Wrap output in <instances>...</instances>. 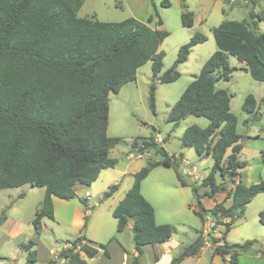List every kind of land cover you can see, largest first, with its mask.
Instances as JSON below:
<instances>
[{"label": "trees", "instance_id": "1", "mask_svg": "<svg viewBox=\"0 0 264 264\" xmlns=\"http://www.w3.org/2000/svg\"><path fill=\"white\" fill-rule=\"evenodd\" d=\"M181 1V23L190 27L192 13ZM82 3L83 0H0V189L22 184L44 188L32 219L36 234L41 232L43 218L53 219L52 196L73 199L77 185L89 186L102 169L117 163L116 158L109 157L110 150L120 142L119 137L107 135L109 93H117L124 84L135 80L137 68L151 61L149 106L154 110L155 80H176L180 76L177 66L186 61L194 45L206 40L203 34H193L178 48L170 68L161 73L164 53L159 45L169 33L150 27L151 15L146 22L134 17L100 21L79 16ZM160 4L169 5L167 0ZM260 22L264 24V8L258 12L249 9L246 18L222 20L212 28L216 50L171 105L166 118L174 125L187 116L208 120L205 127L188 125L180 136L181 147L192 148L198 157H211L208 173L198 185L185 182L177 169L175 174L181 186L191 187L198 203L201 197L218 193L230 198L227 207L217 202L209 209L202 206V212L192 210L202 222L203 214L209 213L223 227L221 236L210 237L209 241L214 253L222 258L228 255L230 264H239L238 257L245 252L264 256V246L257 239L225 241L246 204L259 193L264 200V180L249 185L235 183L245 166L238 159L241 137L236 132L237 119L230 112L231 94L217 88L216 83L231 77L228 55L242 62L241 69L254 80L264 82V27L260 28ZM242 109L248 114L258 113L259 106L252 94L244 97ZM154 137L142 139L139 150L153 148L163 158L147 159L133 173L131 186L112 210L116 233L131 224L136 251L131 264H139L144 245L163 243L176 231L172 224L155 222L154 208L141 193V181L151 169L174 165ZM136 146L137 140L133 139L130 148ZM118 185L108 186L103 197L109 198ZM200 185L204 187L201 191ZM88 218L84 213V225ZM258 219L264 225V207ZM221 239L224 242L219 244ZM203 243L200 232L170 264H179L185 257L195 255ZM65 244L70 246L45 264H55L56 260L90 264L81 253L93 257L98 246L104 256H110L106 245L95 246L84 234L66 240ZM33 245L31 240L20 245L29 263L35 262Z\"/></svg>", "mask_w": 264, "mask_h": 264}, {"label": "rangeland", "instance_id": "2", "mask_svg": "<svg viewBox=\"0 0 264 264\" xmlns=\"http://www.w3.org/2000/svg\"><path fill=\"white\" fill-rule=\"evenodd\" d=\"M160 1L84 0V4L78 11L79 16L95 15L96 19L100 21L111 22L120 21L127 17H134L146 22L148 16L151 15L150 27L166 30L169 33L159 45V50L164 53L161 73L170 68L176 59L178 48L187 43L193 34L200 33L206 37L204 42L194 45L190 49L186 61L177 66L180 76L176 80L169 83H161L155 80L154 110L149 106L152 82L151 61H147L137 68L135 80L124 84L117 93H109L107 135L120 138V142L111 149L109 157L117 158L118 162L114 171L107 169L106 172H110L106 175L107 177L103 179V175H101L92 188L88 190L91 195L88 203L91 207L90 215L86 226L81 230L85 232L88 229L87 235L93 238L95 246L104 244L107 250L110 247L113 257L117 255L115 246L112 245L115 239L114 235H117L116 219L112 216L113 208L130 187L133 181V173L145 165L147 159L161 160L163 158L153 148H149L150 154L147 152L143 157L127 158L128 152L133 150L130 148L133 139L142 142V139H148L149 136L158 134L162 143H157L166 150L174 164L171 167L164 165L154 167L141 181V193L154 207L156 223L174 225L176 231L173 233V240L183 246L189 245L191 237H195L198 232H203L209 241L210 237H214L215 230H223V227L211 220L212 218L207 214H203L204 222H202L200 217L192 211L202 212V206L211 203L212 199H208V196L203 199L206 197L203 196L198 203L191 187L189 185L181 186L175 174L176 169L180 172L184 168L182 161L176 159H181L180 154L195 165L199 172L206 173L209 171L213 162L211 157H198L192 148L181 147L180 142V136L188 125L196 124L199 127H205L208 120L205 117L187 116L177 125H174L168 122L166 118L171 105L175 103L184 88L192 81L193 76L199 73L206 59L216 50L212 28L222 20L240 21L246 18L251 5L246 4L245 0H239L237 4H233L231 0L230 5L232 7L223 0H188L186 10L192 13L193 22L191 27H187L181 23V0H169L168 6H161ZM258 1L254 0L257 3ZM262 8H264V0H261L259 7H256L258 10ZM260 28L262 29L261 25ZM228 64L232 68L230 79L220 80L216 86L231 94L230 112L237 119L236 132L241 137L239 142L242 145L238 159L245 162V167L240 172L241 182L249 185L264 180V82L254 80L248 72L240 68L244 66L242 62H239L232 55H228ZM248 93L254 96L259 106L257 114H248L242 109L244 97ZM121 171H124V174L117 176ZM180 173L183 180L188 184H200L198 181L190 179L189 175L184 176L182 172ZM216 181L219 182L220 177L217 176ZM116 183L119 184L118 190L111 197L104 198L103 191ZM28 185L22 184L18 187L0 189V211L6 207L3 210V215L8 211L12 200L17 199V195L23 192V188L26 190ZM203 188L200 185V191ZM38 192L35 191L23 198V201L18 203L14 212L10 214L12 223L16 222L22 225L23 241L35 233L32 219L37 209L34 208L35 205L40 206V202L37 203L40 197ZM257 195L258 197L253 199L255 201L244 212L243 219L231 228L228 238H226L230 243H240L250 238L260 239L256 235L258 231H264V226L258 219L256 200H263V196L262 194ZM214 200L226 199L217 195V199ZM12 223L9 222V224ZM6 229V225L0 228V241L4 243V246L0 247L3 251L1 253L6 255L5 258L0 256V260H5L3 264H9L7 253H13L12 243L6 241ZM122 234L120 242L128 250V245L133 243V239L126 240L125 236H129L127 231ZM68 235L64 231L57 232V235H53L49 230L43 231L39 236L40 243L36 262L32 263L27 261L26 254L25 256L22 254L24 251L20 247L22 244L20 243L18 246L21 252L18 253L17 264H45L48 259H54V252L51 249H61L64 244L62 239L69 237ZM103 256L102 249L98 246V255L92 258L95 260L96 258H103ZM152 257V249L145 250L140 259L141 264H150ZM123 263L119 260V264ZM55 264L66 263L62 260H56Z\"/></svg>", "mask_w": 264, "mask_h": 264}, {"label": "crops", "instance_id": "3", "mask_svg": "<svg viewBox=\"0 0 264 264\" xmlns=\"http://www.w3.org/2000/svg\"><path fill=\"white\" fill-rule=\"evenodd\" d=\"M119 1H124V0H119ZM167 1L169 3V0H167ZM230 1L231 0L224 1V2L228 3V5L230 7H232L230 5ZM260 1L261 0H259L257 3V2H254V0H245V3L250 4L251 5L250 9H252L254 12H258L261 9L258 10V9H256V7L257 6L259 7ZM187 2H188V0L183 1V3L186 5V7H187ZM238 2H239V0H232L233 4H237ZM118 3L120 4V2H118ZM181 3H182V1H181ZM83 4H84V0H83L82 5ZM82 5H81V7H82ZM83 17H94L96 19L95 15L83 16ZM260 25L263 29L264 24L262 22H260L259 26ZM242 67H240V68H242ZM160 143H162V142H160ZM126 157L129 158L128 155H126ZM172 157H174V156H172ZM180 157H181V159L176 158L177 160H181L182 164L184 165V168H182L180 170V172H182L184 176L189 175L190 179L196 180V181H198V183H200L202 178L208 172H206V173L201 172V171L199 172L197 167L195 165L191 164L182 154H180ZM117 162H118V160H117ZM115 165L111 168L102 169L100 171V173L98 174L97 178L89 186L77 185L75 187V194L76 195L73 199L66 200V199L58 198L56 196H52L53 219L43 218L41 221L42 222V228H41L40 234L34 233L28 239H26V241H23V239H22V235H23L22 225L18 224L16 222L12 223L13 220L10 218V214H12L14 212V209H16L17 204L20 203L21 201H23L22 200L23 198L27 197L29 194H31L35 191H39L38 194L40 197H39V200L37 201V203L39 204L40 200L43 197L44 189L43 188H35V187L30 186V185L27 186L28 188L26 190L23 188V192L17 195V199L12 200V203L10 204L8 211L6 212V214L4 213L3 217L1 216V214L6 207L0 211V228L6 225V227H7V229H6L7 231L5 232L6 241L7 242L9 241L12 243V252L13 253L11 254V253L6 252L7 258L9 260V264H17L16 260L19 258L18 253L21 252L19 250L18 245L20 243H25L29 240H31L34 243V245L31 247V249L35 251V262H36V257L38 256V247H39V243H40L39 236L45 230H49L53 235H57V232L59 233V232H63V231L66 232L67 234H69L68 235L69 237L62 239L64 241V244H63L61 249H59V250L54 249V248L51 249L54 252V256H56V254L59 251H61L62 249H64L66 247V244H65L66 240H72L73 238L77 237L78 235H81V231H82L81 229L84 228V226H86V224L84 225V220H83L84 213H87L88 215H90L89 213H90V209H91V207L88 205L89 199L91 198V195L88 193V190L92 188L94 183L101 177V175H103L102 176L103 179H105L107 177L106 175H108L110 173V172H106L107 169H111L112 171H114V168L116 167ZM242 169H240V172ZM123 172L124 171L119 172L117 176L123 175L124 174ZM236 182H241L240 174L236 177L235 183ZM21 187H23V186H21ZM21 187H19V188H21ZM217 195H221V196L225 197V193L214 194L213 197H208V199L209 198L212 199L211 203L204 204L203 207L205 209H209L217 202H222L225 207H227L230 204V202H231L230 198L225 197L226 200H214V199H217ZM87 196H89V198H87ZM256 197H258L257 194L246 204L244 212L247 211L249 205L253 201H255L253 199ZM205 198H207V196L204 197L203 199H205ZM81 199L86 200L85 203H83L81 201ZM119 200H121V199H119ZM256 201H257V206H258L257 210L259 213V211L264 207V200H256ZM228 202H229V204H226ZM35 206H36V207H34L35 209L39 207V205H37V204ZM244 212H243V215H244ZM154 213H155V210H154ZM207 215L209 217H211L209 213H207ZM242 216L240 218H238L231 225V228H233V226H235L239 220L243 219ZM154 217H155V214H154ZM222 220L228 221V218H224ZM9 222L12 224H9ZM157 224H160V223H157ZM231 228H230V230H231ZM259 229H262V228H259ZM87 230L84 232L85 237L87 239L91 240L92 242H94L93 238L90 235H87ZM230 230L227 232V234L225 236V241L228 243H230V242L226 238H228V234L230 233ZM124 231H127L129 233V236L126 235L125 237H126V240L130 241L132 238V231H131V224L130 223L126 226V228L123 230V232ZM262 231L263 230L258 231V233L256 235L260 239H258V238H250V239H257L264 246V231H263V233H262ZM123 232L121 231L119 233H116L117 237L114 235L115 239H114V243L112 245L115 246V251L117 253V255H114V257L111 253L110 247L108 250L109 254H110L109 257L103 256V258H96L95 260H93L92 257L87 258V256L84 253H81V256L83 258H85L89 263L92 261L90 264H109V263L119 264V260L123 261L125 264H131L133 257L136 255V251L134 249V243H130L128 245V250H127L124 247V245H122V243L120 242L122 235H123L122 234ZM221 232H222L221 230H215V233L213 234V236L215 238H219L221 236ZM199 234H200V232H198L195 237H193V238L191 237V243L197 238V236ZM201 234L204 238V243L199 248V251L195 255L185 257L184 259H182L179 262V264H230L228 255H225L222 258L218 254L214 253V246L210 243V241H208L207 237L203 235V232H201ZM173 239L174 238H173V234H172L171 237L163 243H158V244H154V245H144L143 246V254H144V251L149 249V248L152 249V251H153V257H152L150 264H170L171 259L182 252L183 248L186 246H183L182 244L175 242ZM245 240H247V239H245ZM223 242H224V240L221 239L219 241V244H222ZM191 243H189V244H191ZM3 246H4V243L0 241V247L2 248ZM1 248H0V256L5 258L6 255L1 253V252H3L1 250ZM22 254H24V256H25L26 252L24 251V252H22ZM143 254L139 257V264H141L140 259L143 256ZM96 255H98V252ZM3 261H5V260L4 259L0 260V264H3L4 263ZM62 261L64 263H66L64 260H62ZM238 263L239 264H264V256H262L259 252H254V251L241 253L238 257Z\"/></svg>", "mask_w": 264, "mask_h": 264}, {"label": "built area", "instance_id": "4", "mask_svg": "<svg viewBox=\"0 0 264 264\" xmlns=\"http://www.w3.org/2000/svg\"><path fill=\"white\" fill-rule=\"evenodd\" d=\"M155 142H162V140L160 139L159 135L157 134L154 137ZM143 146V141H138L137 142V146L132 150L128 152V157L132 158V157H136V158H140L145 156L144 154H146L147 152L149 153L148 149L144 150V151H140L139 148ZM150 154V153H149ZM87 198H89V196H87ZM70 246V244H66V247Z\"/></svg>", "mask_w": 264, "mask_h": 264}, {"label": "water", "instance_id": "5", "mask_svg": "<svg viewBox=\"0 0 264 264\" xmlns=\"http://www.w3.org/2000/svg\"><path fill=\"white\" fill-rule=\"evenodd\" d=\"M84 234V230H82V232H81V235H83Z\"/></svg>", "mask_w": 264, "mask_h": 264}]
</instances>
